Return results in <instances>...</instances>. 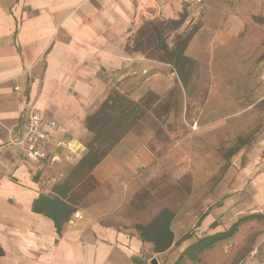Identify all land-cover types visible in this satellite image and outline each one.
<instances>
[{"label": "crops", "instance_id": "crops-1", "mask_svg": "<svg viewBox=\"0 0 264 264\" xmlns=\"http://www.w3.org/2000/svg\"><path fill=\"white\" fill-rule=\"evenodd\" d=\"M185 34L188 64L207 66V76H258L264 96V0H0V264H264V130L244 140L246 130L234 128L240 143L224 159L216 139L195 156L191 206L147 213L143 177L158 157L138 129L73 183L90 138L85 117L112 89L133 99L167 91L179 74L153 57L150 41L174 48ZM30 109L55 122L44 126L47 158L38 163L19 143ZM245 109L228 101L224 121L209 128L232 135L233 115ZM222 160L223 175L201 203V183ZM163 210L171 213L160 220L164 238L144 228ZM216 233L226 235L190 256L189 246Z\"/></svg>", "mask_w": 264, "mask_h": 264}, {"label": "rangeland", "instance_id": "rangeland-1", "mask_svg": "<svg viewBox=\"0 0 264 264\" xmlns=\"http://www.w3.org/2000/svg\"><path fill=\"white\" fill-rule=\"evenodd\" d=\"M163 39L169 44L174 37L171 32L165 31ZM150 43L153 57L164 59L166 55L157 48L155 37ZM206 68L207 66L200 64L182 66L179 70L181 75L174 76V83L170 88L164 93H158L156 111L149 113L138 128L158 157L156 165L143 177L145 185L141 199L149 205L147 213L162 205L175 208L182 200L186 206H191L196 201V195L193 196L196 179L194 171L198 165L195 156L208 152L212 139L221 141L217 152L224 159L230 143L235 140L240 143L237 137L241 133L235 132L234 128L243 127L246 130L244 140L256 138L264 130V96L258 76H207ZM143 79V76H138V81L142 82ZM144 88L141 87L138 93L144 91ZM211 88L215 90L214 95H211ZM226 88L232 90V95L226 96ZM228 101L234 107L249 104V109L233 115L232 135L223 127L220 130L209 128L215 120L224 121V107ZM170 103L173 108L164 115L166 106ZM248 131L252 132L251 137ZM227 163V160L219 161L217 173L210 180L201 183V203L203 200L207 202ZM186 234L190 235V232Z\"/></svg>", "mask_w": 264, "mask_h": 264}, {"label": "trees", "instance_id": "trees-1", "mask_svg": "<svg viewBox=\"0 0 264 264\" xmlns=\"http://www.w3.org/2000/svg\"><path fill=\"white\" fill-rule=\"evenodd\" d=\"M153 34L157 39L161 37L159 29H155ZM189 37L190 34H185L182 38L180 35L177 36L174 48H168L166 44H161V49H163L166 59L173 62L174 68L180 75V68L185 64H188L189 61L188 58L182 55L183 47L186 45ZM158 99V93L151 89H148L137 99H133L126 93L117 89H112L100 103L98 108L85 117V126L90 133V138L86 143L87 150L85 154L72 170V172H74L73 183H76L89 175L91 170L111 151L126 133L138 129L148 114L156 111L155 105ZM166 108L165 112L163 110L164 115L173 107H171L170 103ZM170 217V211L163 210L158 215L157 220H154V222L144 228L147 231H152L155 235L162 234V237L164 238L165 225H161L160 220H163L164 222V220L169 219ZM234 229L235 225L232 230L227 232V234L233 232ZM225 235V233H216L202 237L189 246L187 250L190 252L191 256V249L201 250L206 248ZM171 236L172 235L169 231L167 239H162L160 241L156 240V244H158V246L160 245V248L168 247L172 241ZM187 237L188 235L185 234L181 239ZM179 258H181V255Z\"/></svg>", "mask_w": 264, "mask_h": 264}, {"label": "built area", "instance_id": "built-area-1", "mask_svg": "<svg viewBox=\"0 0 264 264\" xmlns=\"http://www.w3.org/2000/svg\"><path fill=\"white\" fill-rule=\"evenodd\" d=\"M45 125L53 127L55 122L44 120L37 110L30 109L19 137V143L24 146L25 156L36 163L47 158L45 146L48 141V133L44 127ZM259 159L264 164V149L259 152Z\"/></svg>", "mask_w": 264, "mask_h": 264}, {"label": "water", "instance_id": "water-1", "mask_svg": "<svg viewBox=\"0 0 264 264\" xmlns=\"http://www.w3.org/2000/svg\"><path fill=\"white\" fill-rule=\"evenodd\" d=\"M152 262H155V263H156V259H155V258H153V259H152Z\"/></svg>", "mask_w": 264, "mask_h": 264}]
</instances>
